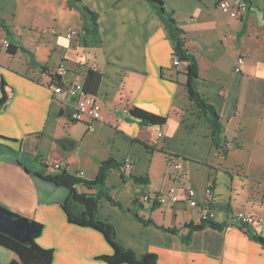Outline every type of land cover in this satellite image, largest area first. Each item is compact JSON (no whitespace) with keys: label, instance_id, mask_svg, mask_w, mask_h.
<instances>
[{"label":"crops","instance_id":"0c3cea01","mask_svg":"<svg viewBox=\"0 0 264 264\" xmlns=\"http://www.w3.org/2000/svg\"><path fill=\"white\" fill-rule=\"evenodd\" d=\"M80 1L98 15L97 46L82 43L84 20L69 0H0V85L4 80L13 90L0 113V206L42 225L37 244L53 251V264H106L97 258L111 254L110 245L95 229L68 222L62 207L68 191L44 177L83 172L82 180L94 181L102 163L121 166L130 158L131 177L110 168L104 188L77 187L97 197V219L112 224L123 247L156 254L157 264H264V246L249 236L264 239V0H248L239 19L219 11L218 0H162L194 57L196 92L221 119L224 157L215 156L209 122L188 96L185 64L171 65L172 42L151 4ZM68 29L79 37L68 39ZM42 68L52 69L60 85H83L87 72L98 71L101 119L73 122L75 99L54 93ZM123 108L167 121L150 126ZM212 183L208 206L220 228L189 231L201 216L183 201L137 204L143 193L169 186L183 193L187 185L202 206ZM235 212L255 218L252 230L230 223ZM13 261L20 263L0 246V264Z\"/></svg>","mask_w":264,"mask_h":264},{"label":"trees","instance_id":"16d2710c","mask_svg":"<svg viewBox=\"0 0 264 264\" xmlns=\"http://www.w3.org/2000/svg\"><path fill=\"white\" fill-rule=\"evenodd\" d=\"M150 3L154 12L157 14L166 31L168 39L172 42L173 57H177L182 64H185V76L187 93L191 101L195 103L197 109L202 115L205 116L209 122L213 135V147L215 151H218L217 157H224L227 155V148L225 147V141L223 138V126L220 117L213 110L212 106L207 103L197 92L194 87L195 80H198V69L194 61V57L185 48V33L180 28L178 22L174 19L172 12H168L162 0H145ZM69 4L72 9L79 11L83 17L84 24L81 27V38L84 45L97 46L100 44V32L98 15L88 10V7L84 5L80 0H69ZM9 54L12 55L16 52L15 47H8ZM42 73H49L46 68L40 70ZM51 82L55 87L60 86V77L54 73H49ZM101 81V74L98 71H92L86 73L82 90L85 94L96 96L97 88ZM0 113L7 108L9 102L13 97V90L8 86L7 82L2 80L0 85ZM129 114L137 119H140L142 123L150 126H161L167 121L163 116L154 115L147 111L131 108ZM171 156L166 155L168 161ZM173 158V157H172ZM121 166L115 163V161L109 160L102 163L99 168V173L94 181H84L81 177L68 175L66 172L57 173L53 176L47 175L45 180L51 182L55 186L65 187L68 191V197L65 198L62 207L65 211L68 222L74 225L81 226L82 228H92L96 232L100 233L112 249V253L109 255H103L97 258L106 264H157V255L153 253L142 254L137 256L132 250L123 247L120 243L115 228L108 221H100L97 219L98 203L97 197L93 194L78 192L77 187L82 185L83 187L91 190L94 188H104L105 176L110 168L119 169ZM128 176L131 177V174ZM137 183H145L142 179L132 177ZM213 183L210 185L212 189ZM106 199L115 204L111 197L106 195ZM2 207V206H0ZM3 208V207H2ZM6 210V209H4ZM6 212L13 214L6 210ZM34 224L35 233L31 235L30 240L26 243H19L17 240L3 235L0 233V246L11 252L15 253L18 257L20 264H53V251L47 248H42L37 244V238L40 235L42 225L29 220ZM220 228L215 226L212 221H201L197 226H186L189 231L194 232L202 230L205 227ZM255 242L264 246V239L256 234L249 235ZM189 236H187V240Z\"/></svg>","mask_w":264,"mask_h":264},{"label":"built area","instance_id":"2783aa9c","mask_svg":"<svg viewBox=\"0 0 264 264\" xmlns=\"http://www.w3.org/2000/svg\"><path fill=\"white\" fill-rule=\"evenodd\" d=\"M248 0H218V10L222 13L228 15L231 19H239L242 14L248 11ZM66 37L68 39H76L79 37V32L76 30L68 29L66 32ZM3 46L9 47L8 41L4 40L2 42ZM244 61L243 56L237 58L235 72L240 71V65ZM171 65L174 68L182 65L181 61L177 57H173L171 60ZM52 69L48 70L52 74ZM82 84H73V85H60L54 87V93L63 95L66 94L69 97L75 99L74 110L72 113L71 120L73 122H81L89 120V125L93 121L101 119V106L100 101L96 96L87 95L82 90ZM128 108H123L122 113L127 115L129 113ZM90 127V126H88ZM159 137L162 136V133L159 132ZM218 154V151H216ZM171 159V158H170ZM169 159V160H170ZM168 160V161H169ZM133 168V161L130 158H126L120 167V172L122 174H131ZM59 166H53V170H58ZM78 177L83 178V172L77 174ZM183 193H180L179 189L174 186H169L165 191L154 192V193H143L137 199V204L145 207H165L168 205L178 204L180 202H185L188 207L198 208L200 212V222L201 221H211L213 218V210L209 208V203L213 201L212 190L210 185L205 189L206 200L202 206H199L193 199V193L190 188L186 185ZM255 218L251 214L244 212H235L230 218V223L236 222L240 228H247L252 230L253 225L255 224Z\"/></svg>","mask_w":264,"mask_h":264},{"label":"water","instance_id":"95a60500","mask_svg":"<svg viewBox=\"0 0 264 264\" xmlns=\"http://www.w3.org/2000/svg\"><path fill=\"white\" fill-rule=\"evenodd\" d=\"M34 224L16 214H10L0 207V233L11 237L19 243H26L35 233ZM12 264H20L13 261Z\"/></svg>","mask_w":264,"mask_h":264}]
</instances>
